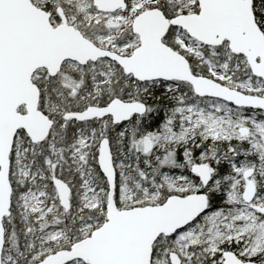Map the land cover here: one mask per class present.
Wrapping results in <instances>:
<instances>
[{
    "label": "snow or ice",
    "instance_id": "snow-or-ice-1",
    "mask_svg": "<svg viewBox=\"0 0 264 264\" xmlns=\"http://www.w3.org/2000/svg\"><path fill=\"white\" fill-rule=\"evenodd\" d=\"M0 264H264V0H0Z\"/></svg>",
    "mask_w": 264,
    "mask_h": 264
}]
</instances>
